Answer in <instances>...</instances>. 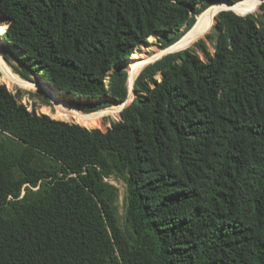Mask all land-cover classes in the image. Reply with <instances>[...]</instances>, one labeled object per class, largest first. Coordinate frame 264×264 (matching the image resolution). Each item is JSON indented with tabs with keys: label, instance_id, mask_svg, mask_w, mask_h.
<instances>
[{
	"label": "trees",
	"instance_id": "obj_1",
	"mask_svg": "<svg viewBox=\"0 0 264 264\" xmlns=\"http://www.w3.org/2000/svg\"><path fill=\"white\" fill-rule=\"evenodd\" d=\"M217 1L0 0L3 40L90 114L128 99L137 48L166 49ZM216 20L215 53L200 40L147 66L107 132L0 86V264H264V4Z\"/></svg>",
	"mask_w": 264,
	"mask_h": 264
},
{
	"label": "rangeland",
	"instance_id": "obj_2",
	"mask_svg": "<svg viewBox=\"0 0 264 264\" xmlns=\"http://www.w3.org/2000/svg\"><path fill=\"white\" fill-rule=\"evenodd\" d=\"M207 1H217V0H207ZM259 13H260V10L258 12H256L255 14H259ZM196 17L198 18L199 16H196ZM3 20H4L3 26L6 28L7 27V21L5 19H3ZM216 24H217V20L214 23V26L211 29V31L209 33H207L203 39H201V40H205L208 42V46H209V48L213 54L215 53L216 44H217V41H216L217 33L215 31V28H214ZM185 30H186V27H184L180 32H184ZM5 34L0 35V50L4 56L3 59L5 60L9 69L12 71V73L16 77H18L22 80H25L27 82H31L32 84L35 85V87L29 88V87L21 86L16 81H12L11 84H8L6 81H4L3 73L1 71H0V86L5 85L8 88V90L16 97L17 101L19 103L23 104L24 106H26V108L30 112L36 113L38 115H48L52 119L57 120V121L67 122L70 124H76V125H79L81 127L87 128L89 130L98 129V130H101L103 132H107L108 129H110L114 123H118L122 120L121 114L116 119L113 118L112 116H103L100 118V120L97 124H92L90 126H84V125H81V124H78L75 122H69V121H65L62 119L54 118L53 116L46 114L44 111L45 109H50L55 113L60 112V110L55 107L54 102L48 96L47 85L49 83L47 84L43 69L39 68L37 70H33V68L37 65V62L36 63L32 62L31 58L26 57L25 53L23 51L15 50L14 48L8 46L7 42L5 40H3V36ZM208 35H211L214 38V41H212V42L209 41L207 39ZM162 38H163L162 34H156L150 40L148 39V42H150L149 44L151 45V47L149 49V52L147 53V56L153 57L154 55L157 54V52L159 50H163V49H161V42H160V40ZM190 49H194V47H192ZM6 57L8 58V60L6 59ZM145 68H143V70ZM143 70H141V72ZM141 72L139 73V76H140ZM26 75L29 76V79H27L25 77ZM49 86L52 88H55L51 84H49ZM55 89L59 93V96H60L59 98H61L70 107H72L74 109H76V108L72 105V102L77 104V105H80V106H90L93 104V102L89 99H82L81 97L76 96L74 94L68 95L64 91L59 92V90L57 88H55ZM142 94H144V93H139V92L135 91L130 98L129 105ZM105 102H106L105 99H101V100H98L97 102H94V103L105 104ZM117 107H121V104H117L116 102L113 101V102H111L110 107L98 110V111L90 113V114L99 113V112L104 111L106 109L117 108ZM76 110L79 111V109H76ZM93 128H95V129H93ZM111 183H113L118 188V200H117L116 204H117V208H118L120 224L122 227H124L126 225L125 215H126L127 185L123 180L118 179V178L112 179ZM35 190H37V189H35ZM24 194H25V192H23V195Z\"/></svg>",
	"mask_w": 264,
	"mask_h": 264
},
{
	"label": "bare ground",
	"instance_id": "obj_3",
	"mask_svg": "<svg viewBox=\"0 0 264 264\" xmlns=\"http://www.w3.org/2000/svg\"><path fill=\"white\" fill-rule=\"evenodd\" d=\"M264 0H244L243 2L237 3L235 5H231L227 0H218L215 5L216 8L207 11L204 15L199 16V21L192 33V35L187 39V41L181 45L177 46L173 49V52H179L183 50L190 49L195 46V44L203 39L207 33L211 31L216 22V17L222 11V8H231L234 12L240 16H247L249 14H255L260 10V5L263 3ZM7 32L6 28L3 26V20L0 18V35H3ZM151 45L149 43H145L131 55L128 61L123 65V68L129 72L130 79L132 82H135L139 73L143 68L152 64L157 59H160L168 52L164 50H159L156 55L147 56ZM3 54L0 50V69L3 73L4 81L8 84H11L12 81H16L21 86L33 88L35 87L34 84L31 82H27L16 77L12 71L9 69L7 63L3 59ZM36 63V62H34ZM33 64V63H32ZM48 96L54 102L56 108L60 110V112H53L50 109H45V113L53 116L54 118L62 119L69 122H75L84 126H90L92 124H97L101 117L103 116H112L113 118L119 117L121 114V110L123 109V104L121 107L106 109L99 113L95 114H86L82 113L72 107H70L65 101L59 98V93L55 88L50 87L47 85ZM134 92H132L131 96ZM130 96V98H131ZM130 103V100H129Z\"/></svg>",
	"mask_w": 264,
	"mask_h": 264
},
{
	"label": "water",
	"instance_id": "obj_4",
	"mask_svg": "<svg viewBox=\"0 0 264 264\" xmlns=\"http://www.w3.org/2000/svg\"><path fill=\"white\" fill-rule=\"evenodd\" d=\"M231 5H235V3H232V2H230V1H228ZM262 4H264V1H263V3ZM262 4L260 5V10H261V6H262ZM214 8H216V5L215 4H213L212 6H210L209 8H207L200 16H202V15H204L207 11H209V10H211V9H214ZM225 11H233L234 12V10L233 9H231V8H222V11L221 12H225ZM220 12V13H221ZM0 18L3 20L4 18L0 15ZM198 21H199V18H197V20H196V23L194 24V26L188 31V32H186L177 42H175L174 44H172V45H170L169 47H167L165 50L168 52L166 55H164L163 57H161L160 59H157L155 62H153L152 64H154V63H156V62H158L159 60H161L162 58H164V57H166V56H168V55H170V54H174V53H178V52H173V49L175 48V47H177V46H181V45H183L186 41H187V39L192 35V33H193V31H194V29H195V27H196V25H197V23H198ZM179 52H181V51H179ZM151 65V64H150ZM0 71H1V69H0ZM137 80V79H136ZM136 82V81H135ZM135 82H132L131 81V79H130V75H129V96H128V99L126 100V101H124V102H121V103H117V104H123L124 106H123V109L121 110V113L124 111V109L129 105V100H130V96H131V94H132V92H135ZM60 92V91H59Z\"/></svg>",
	"mask_w": 264,
	"mask_h": 264
}]
</instances>
